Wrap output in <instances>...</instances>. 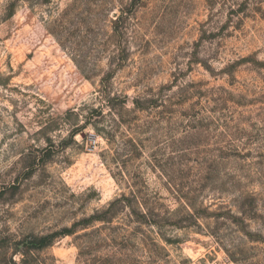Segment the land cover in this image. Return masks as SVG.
Masks as SVG:
<instances>
[{
	"label": "rangeland",
	"instance_id": "rangeland-1",
	"mask_svg": "<svg viewBox=\"0 0 264 264\" xmlns=\"http://www.w3.org/2000/svg\"><path fill=\"white\" fill-rule=\"evenodd\" d=\"M4 237L264 264V0H0Z\"/></svg>",
	"mask_w": 264,
	"mask_h": 264
},
{
	"label": "trees",
	"instance_id": "trees-1",
	"mask_svg": "<svg viewBox=\"0 0 264 264\" xmlns=\"http://www.w3.org/2000/svg\"><path fill=\"white\" fill-rule=\"evenodd\" d=\"M118 203H120V201L116 200L115 202L110 203L109 207L111 208ZM4 238L5 239L0 238V241H2L0 243V252L2 256L1 264H44L43 261L39 260L33 254L36 251L44 249L46 246H48L46 243V239H38L36 237L27 238L26 240H24V242L15 243V248L12 247L11 250L13 251L10 253V251L6 250L10 243V238ZM16 256L19 257L18 260L16 259Z\"/></svg>",
	"mask_w": 264,
	"mask_h": 264
},
{
	"label": "built area",
	"instance_id": "built-area-1",
	"mask_svg": "<svg viewBox=\"0 0 264 264\" xmlns=\"http://www.w3.org/2000/svg\"><path fill=\"white\" fill-rule=\"evenodd\" d=\"M225 264H233V263H232V262H231V263L227 262V263H225Z\"/></svg>",
	"mask_w": 264,
	"mask_h": 264
}]
</instances>
